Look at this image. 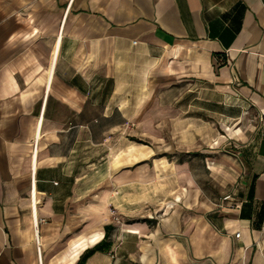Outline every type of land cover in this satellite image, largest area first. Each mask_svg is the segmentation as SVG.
Masks as SVG:
<instances>
[{
    "label": "crops",
    "instance_id": "0c3cea01",
    "mask_svg": "<svg viewBox=\"0 0 264 264\" xmlns=\"http://www.w3.org/2000/svg\"><path fill=\"white\" fill-rule=\"evenodd\" d=\"M136 85L215 135L140 220L77 164ZM0 264H264V0H0Z\"/></svg>",
    "mask_w": 264,
    "mask_h": 264
},
{
    "label": "rangeland",
    "instance_id": "374dc122",
    "mask_svg": "<svg viewBox=\"0 0 264 264\" xmlns=\"http://www.w3.org/2000/svg\"><path fill=\"white\" fill-rule=\"evenodd\" d=\"M150 93L146 85L120 86L118 96L113 99L117 105L116 118L106 125L111 130L109 135L101 145L93 142L81 146L83 150L77 158V164L88 172L84 176L93 182V191L101 193L108 189L114 197H129L132 204H113V208L131 205L129 210L137 214L131 217L133 220L155 214L158 204H165L174 192L183 191L179 179L185 171L178 164L187 160L197 172L205 163V155L194 157L195 154H201L215 138L209 125L196 120L191 103L181 106L171 95L157 99L154 92ZM183 111L185 119L178 115ZM165 114L171 118L162 120ZM217 129L224 133L220 127ZM151 149L157 151L152 170L150 161L142 160L152 154ZM135 170L137 181L129 175ZM123 171L127 175L126 186L117 182Z\"/></svg>",
    "mask_w": 264,
    "mask_h": 264
},
{
    "label": "built area",
    "instance_id": "2783aa9c",
    "mask_svg": "<svg viewBox=\"0 0 264 264\" xmlns=\"http://www.w3.org/2000/svg\"><path fill=\"white\" fill-rule=\"evenodd\" d=\"M231 203L230 207L235 208V207H239L238 203L235 201L234 195L233 194H227L225 195L220 204L219 207H224L226 206L225 203ZM236 237H240V233L236 234Z\"/></svg>",
    "mask_w": 264,
    "mask_h": 264
},
{
    "label": "bare ground",
    "instance_id": "6f19581e",
    "mask_svg": "<svg viewBox=\"0 0 264 264\" xmlns=\"http://www.w3.org/2000/svg\"><path fill=\"white\" fill-rule=\"evenodd\" d=\"M120 102V101H119ZM120 104V103H119ZM35 198V197H34ZM35 203V202H34ZM96 238H97V236L95 235V236H92V238L91 239H89V240H84V243H83V246H86L85 244L87 243V241H89V242H91L92 240H96Z\"/></svg>",
    "mask_w": 264,
    "mask_h": 264
}]
</instances>
